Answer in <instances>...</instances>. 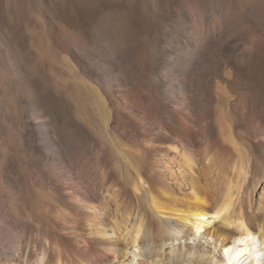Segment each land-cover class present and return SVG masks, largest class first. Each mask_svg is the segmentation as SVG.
Instances as JSON below:
<instances>
[{
    "label": "bare ground",
    "instance_id": "bare-ground-1",
    "mask_svg": "<svg viewBox=\"0 0 264 264\" xmlns=\"http://www.w3.org/2000/svg\"><path fill=\"white\" fill-rule=\"evenodd\" d=\"M114 42L78 47L92 76L72 65L70 90L77 122L96 114L110 157L100 146L86 154L68 118L34 111L48 188L1 189L0 264H264V104L215 80L210 107L196 78L213 65L181 54L159 65L156 100L146 101L140 91L153 90L131 86Z\"/></svg>",
    "mask_w": 264,
    "mask_h": 264
},
{
    "label": "rangeland",
    "instance_id": "rangeland-1",
    "mask_svg": "<svg viewBox=\"0 0 264 264\" xmlns=\"http://www.w3.org/2000/svg\"><path fill=\"white\" fill-rule=\"evenodd\" d=\"M220 32L228 38H219ZM110 39L131 66V86L153 90L140 91L146 101L156 100L159 65L181 54L195 65H213L196 78L210 107L215 80L228 84L236 98L250 94L264 104V0H0V192L11 183L17 194L48 188L31 125L34 111L68 118L86 154L104 145L96 114H90L91 123L77 122L82 107L71 102L70 90L77 79L72 65H79L84 78L92 76L83 72L78 47L97 48ZM192 45L200 55L188 50ZM226 65L239 66V78L227 76ZM173 81L183 77L174 73ZM121 98L113 99L118 104ZM99 153L110 157L102 147Z\"/></svg>",
    "mask_w": 264,
    "mask_h": 264
}]
</instances>
